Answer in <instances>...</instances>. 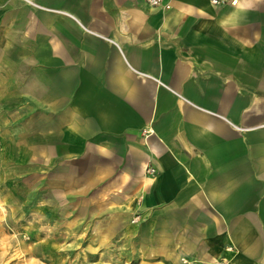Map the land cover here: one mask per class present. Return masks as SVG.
Segmentation results:
<instances>
[{"label":"crops","instance_id":"crops-1","mask_svg":"<svg viewBox=\"0 0 264 264\" xmlns=\"http://www.w3.org/2000/svg\"><path fill=\"white\" fill-rule=\"evenodd\" d=\"M235 1L0 0V264H264V0Z\"/></svg>","mask_w":264,"mask_h":264},{"label":"built area","instance_id":"built-area-1","mask_svg":"<svg viewBox=\"0 0 264 264\" xmlns=\"http://www.w3.org/2000/svg\"><path fill=\"white\" fill-rule=\"evenodd\" d=\"M144 1L151 7H162L164 9L170 8V3L168 2L169 0H144ZM210 2L214 5H225V4H234L236 1L235 0H210ZM146 172L148 174L154 175L156 171L154 168L149 166L146 168ZM137 221H138V216H135L132 219V222L135 223Z\"/></svg>","mask_w":264,"mask_h":264},{"label":"rangeland","instance_id":"rangeland-1","mask_svg":"<svg viewBox=\"0 0 264 264\" xmlns=\"http://www.w3.org/2000/svg\"><path fill=\"white\" fill-rule=\"evenodd\" d=\"M26 241H27V240H26ZM29 246H31V243H30ZM20 249L23 250V247H21ZM30 250H32L31 247H30ZM19 252H21V251H19ZM22 253L25 254L24 252H22ZM21 255H22V254H21ZM75 260L77 261V259H75V258H73V257H72V258L70 257V258L68 259L67 262H69L70 264H74ZM82 261H84V259H82ZM69 263H68V264H69ZM88 264H89V263H88Z\"/></svg>","mask_w":264,"mask_h":264}]
</instances>
